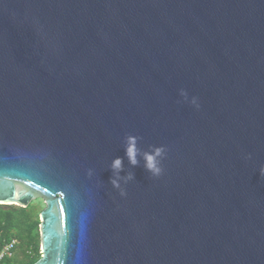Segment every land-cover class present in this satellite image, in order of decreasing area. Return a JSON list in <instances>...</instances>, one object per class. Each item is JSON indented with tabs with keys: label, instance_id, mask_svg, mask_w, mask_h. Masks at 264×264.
Masks as SVG:
<instances>
[{
	"label": "water",
	"instance_id": "95a60500",
	"mask_svg": "<svg viewBox=\"0 0 264 264\" xmlns=\"http://www.w3.org/2000/svg\"><path fill=\"white\" fill-rule=\"evenodd\" d=\"M261 166L264 0H0V206L42 198L31 264H264Z\"/></svg>",
	"mask_w": 264,
	"mask_h": 264
},
{
	"label": "trees",
	"instance_id": "16d2710c",
	"mask_svg": "<svg viewBox=\"0 0 264 264\" xmlns=\"http://www.w3.org/2000/svg\"><path fill=\"white\" fill-rule=\"evenodd\" d=\"M31 203L10 205L9 209L0 206V250L14 240L0 264H31L40 257L39 213L29 211Z\"/></svg>",
	"mask_w": 264,
	"mask_h": 264
},
{
	"label": "clouds",
	"instance_id": "9594fccd",
	"mask_svg": "<svg viewBox=\"0 0 264 264\" xmlns=\"http://www.w3.org/2000/svg\"><path fill=\"white\" fill-rule=\"evenodd\" d=\"M181 95L182 96H186V93L181 90ZM192 103L199 108V103H198V98L197 97H193L192 99ZM165 149L163 146L161 147H155L153 149V151L151 152H144L143 153V157L145 160V166L146 168L152 173L153 176H159L163 169L160 166V161L159 158L162 157L164 155ZM139 153V149L137 147V137L129 135L127 137V147H126V155L129 158V161L132 164H136L137 161V155ZM247 158H251V154H249V156ZM111 167L117 172H119V170L122 168V159L117 157L112 161V165ZM260 173L261 175H264V166L260 167ZM92 174V170L89 169L88 170V175L90 176ZM131 174H129V176L126 179H131ZM112 184L114 187L116 188H120V184H119V180L114 178L112 180ZM120 195L121 196H125L126 192L124 189L121 188L120 190Z\"/></svg>",
	"mask_w": 264,
	"mask_h": 264
},
{
	"label": "rangeland",
	"instance_id": "374dc122",
	"mask_svg": "<svg viewBox=\"0 0 264 264\" xmlns=\"http://www.w3.org/2000/svg\"><path fill=\"white\" fill-rule=\"evenodd\" d=\"M42 208H43L42 198L36 197L35 200L32 201L29 207V211L35 212V209H36L37 213H39Z\"/></svg>",
	"mask_w": 264,
	"mask_h": 264
},
{
	"label": "built area",
	"instance_id": "2783aa9c",
	"mask_svg": "<svg viewBox=\"0 0 264 264\" xmlns=\"http://www.w3.org/2000/svg\"><path fill=\"white\" fill-rule=\"evenodd\" d=\"M13 244H14V240L10 241L9 243L3 246V248L0 250V259L4 254H9V250Z\"/></svg>",
	"mask_w": 264,
	"mask_h": 264
}]
</instances>
